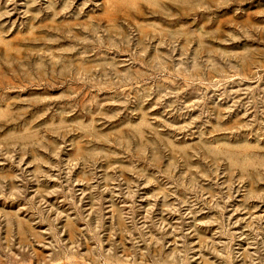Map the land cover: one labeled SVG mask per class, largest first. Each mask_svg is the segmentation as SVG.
Here are the masks:
<instances>
[{
	"label": "rangeland",
	"instance_id": "rangeland-1",
	"mask_svg": "<svg viewBox=\"0 0 264 264\" xmlns=\"http://www.w3.org/2000/svg\"><path fill=\"white\" fill-rule=\"evenodd\" d=\"M0 264H264V0H0Z\"/></svg>",
	"mask_w": 264,
	"mask_h": 264
}]
</instances>
